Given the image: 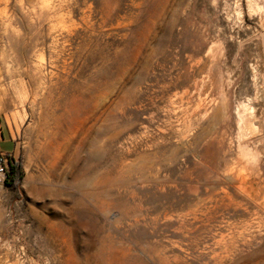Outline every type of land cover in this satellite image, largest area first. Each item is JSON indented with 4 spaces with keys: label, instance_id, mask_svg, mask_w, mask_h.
I'll use <instances>...</instances> for the list:
<instances>
[{
    "label": "rangeland",
    "instance_id": "rangeland-1",
    "mask_svg": "<svg viewBox=\"0 0 264 264\" xmlns=\"http://www.w3.org/2000/svg\"><path fill=\"white\" fill-rule=\"evenodd\" d=\"M0 264H264V0H0Z\"/></svg>",
    "mask_w": 264,
    "mask_h": 264
},
{
    "label": "trees",
    "instance_id": "trees-1",
    "mask_svg": "<svg viewBox=\"0 0 264 264\" xmlns=\"http://www.w3.org/2000/svg\"><path fill=\"white\" fill-rule=\"evenodd\" d=\"M10 172H9V182L11 187H18L22 179V168L21 164L16 162L15 159L11 158Z\"/></svg>",
    "mask_w": 264,
    "mask_h": 264
},
{
    "label": "built area",
    "instance_id": "built-area-1",
    "mask_svg": "<svg viewBox=\"0 0 264 264\" xmlns=\"http://www.w3.org/2000/svg\"><path fill=\"white\" fill-rule=\"evenodd\" d=\"M11 158L9 155L0 152V183L6 184L9 182V172H10V163Z\"/></svg>",
    "mask_w": 264,
    "mask_h": 264
}]
</instances>
